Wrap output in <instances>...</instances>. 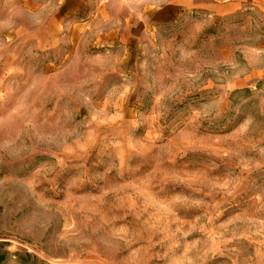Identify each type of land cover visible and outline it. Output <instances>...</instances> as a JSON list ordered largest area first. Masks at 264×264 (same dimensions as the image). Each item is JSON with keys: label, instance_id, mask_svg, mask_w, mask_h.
<instances>
[{"label": "rangeland", "instance_id": "rangeland-1", "mask_svg": "<svg viewBox=\"0 0 264 264\" xmlns=\"http://www.w3.org/2000/svg\"><path fill=\"white\" fill-rule=\"evenodd\" d=\"M173 2L0 0L3 264H264V0Z\"/></svg>", "mask_w": 264, "mask_h": 264}, {"label": "crops", "instance_id": "crops-1", "mask_svg": "<svg viewBox=\"0 0 264 264\" xmlns=\"http://www.w3.org/2000/svg\"><path fill=\"white\" fill-rule=\"evenodd\" d=\"M240 0H233L232 2H214L208 0V3L199 4L191 0H175L171 5L174 7H189V8H199L208 10L214 15H224L231 9H237L239 7Z\"/></svg>", "mask_w": 264, "mask_h": 264}, {"label": "trees", "instance_id": "trees-1", "mask_svg": "<svg viewBox=\"0 0 264 264\" xmlns=\"http://www.w3.org/2000/svg\"><path fill=\"white\" fill-rule=\"evenodd\" d=\"M4 244H0V264H3L6 261L7 252L3 251Z\"/></svg>", "mask_w": 264, "mask_h": 264}]
</instances>
